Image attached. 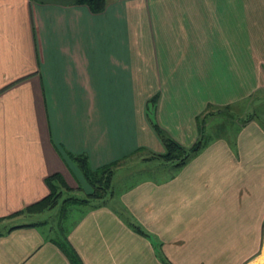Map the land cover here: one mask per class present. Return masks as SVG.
Instances as JSON below:
<instances>
[{"label":"crops","instance_id":"crops-1","mask_svg":"<svg viewBox=\"0 0 264 264\" xmlns=\"http://www.w3.org/2000/svg\"><path fill=\"white\" fill-rule=\"evenodd\" d=\"M257 92L264 0H0V264H249L264 252V103L243 119L233 105ZM149 112L200 149L50 232L47 209L25 210L52 173L85 181L70 153L157 159ZM218 114L231 126L208 137Z\"/></svg>","mask_w":264,"mask_h":264},{"label":"rangeland","instance_id":"rangeland-1","mask_svg":"<svg viewBox=\"0 0 264 264\" xmlns=\"http://www.w3.org/2000/svg\"><path fill=\"white\" fill-rule=\"evenodd\" d=\"M250 99H249L250 101L246 104H245V102L248 99L245 101V98H244V99H241V100L235 102L233 105L234 112L240 111L241 119H243L244 117H246L248 115H251V114L253 115L254 112L259 114L257 107H261L262 104L264 103V92H257V93H255L254 97L251 96ZM214 110L215 109H213V111ZM150 111H151V109H150ZM209 111H211V109ZM213 111H211V112H213ZM223 114L225 115L226 112H224ZM220 116H221V114H218V118H221ZM255 116H257V115L255 114ZM148 118H149V122L152 126L154 133L156 135H158L156 129L152 125L153 123H155L157 125V123L152 120V116H151L150 112L148 114ZM221 120H222V118L220 119V121H218L216 123H211L212 127H206V131H204V134L205 135L207 134L208 137L214 136V135L218 134L219 132H222L225 128L231 126V125H228L226 122L225 123L222 122ZM208 122L210 123L211 121L208 120ZM210 128H212V129H210ZM158 132H160V134H163L165 137L166 136L169 137V135L163 129L162 130L159 129ZM159 139H160V137H159ZM161 142H162V140H161ZM178 142L181 143L180 141H178ZM182 145L186 146L185 144H182ZM82 153H84V152H77V153H75V156H77V157L81 156ZM71 154H73V153H71ZM84 154L87 156L86 153H84ZM137 156H140V155H137ZM137 156H135V157L133 156V157H130L128 159H125V160H127V163H129L128 165H125V166H120L121 164H123L122 160H120V159H118V160L112 159L111 161H108L104 164H101L99 166H95V165L90 163L89 158L87 156L86 157L87 163H88V166L91 170L101 169L102 167H104L106 165L112 164V168H113V170H115V171H113L114 177H113V181H111L112 183H111V190H110L112 198L108 194L105 195V197H103L102 200H100V198L89 197L88 192H90L91 190L89 191V189L85 188V186H87L88 188L91 189L92 185L90 184V182H88V180H86V178L83 174V171L79 167V170L81 171V174H82L83 179L85 181L81 182V181H79V179H76L75 180V184H77L76 186L70 187L68 185V188L60 187V190L62 192V197L59 200V202L53 208L47 209L45 211L44 215L40 216V218H42V219L46 218L45 220L47 222V225L44 226L45 229L48 232H50L53 229H57L58 226L62 227V226L69 225L72 221L76 220L82 214L83 211L85 212L89 207H92L95 204L97 205L99 203V201L106 202L108 204H112L113 206H117L118 192L120 191V188L123 187L122 185L125 183V181L129 178H133L135 176L144 177V175L145 176H147V175L151 176V173H154L155 175H157V174L158 175L159 174L165 175V174H167L168 170H169V172L171 171V169L169 168L171 166H165V163L161 159H158V158L153 159V160H151V162H148L147 160L135 161ZM73 162L75 163L76 166L77 165L79 166L76 158L73 159ZM154 165H156V166L154 167ZM67 197H77L79 199L80 198H86L87 201H76L73 199H66ZM64 199H66V200H64ZM47 218H49V220ZM51 225L53 226V229L50 227ZM263 246H264V241H263ZM249 264H264L263 248L261 249V252L259 253V255H257L253 260H251V262Z\"/></svg>","mask_w":264,"mask_h":264},{"label":"trees","instance_id":"trees-1","mask_svg":"<svg viewBox=\"0 0 264 264\" xmlns=\"http://www.w3.org/2000/svg\"><path fill=\"white\" fill-rule=\"evenodd\" d=\"M78 2L85 3L92 12H99L101 11L105 5L106 0H78ZM153 127L156 129L158 136L162 140L164 145V151L161 153H152L150 158H158L161 159L163 162H172L174 165L179 166L182 165L187 161V159L197 152L200 147L202 146L204 139L199 136L191 145L184 146L179 143L177 140L172 138L170 135L169 137H165L163 134H160L158 125L155 123L152 124ZM162 130V129H161ZM86 155L82 153L81 156H75L74 154L70 153V158L73 161L74 158L78 161V168L83 171V174L92 185L91 191L88 192V196L92 198H100V200L105 197V195L111 196V181L113 176V168L112 164L106 165L101 169L91 170L88 166ZM149 158V157H148ZM46 183L49 188V192L46 196L42 197L40 200L32 203L25 207L26 211H41L45 209L53 208L61 199L62 192L60 187L68 188V185L63 181L59 173H52L46 177ZM66 199H73L76 201H87L86 198H77V197H67ZM64 199V200H66ZM99 204H102V201H99ZM96 206V204L94 205ZM135 229L142 232L138 225L133 224ZM72 260H76L75 256L69 255Z\"/></svg>","mask_w":264,"mask_h":264}]
</instances>
